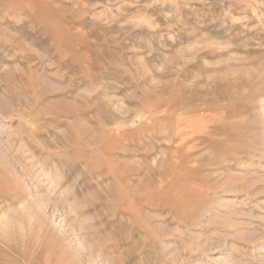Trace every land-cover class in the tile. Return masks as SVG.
Here are the masks:
<instances>
[{
  "label": "rangeland",
  "instance_id": "rangeland-1",
  "mask_svg": "<svg viewBox=\"0 0 264 264\" xmlns=\"http://www.w3.org/2000/svg\"><path fill=\"white\" fill-rule=\"evenodd\" d=\"M0 264H264V0H0Z\"/></svg>",
  "mask_w": 264,
  "mask_h": 264
},
{
  "label": "bare ground",
  "instance_id": "bare-ground-1",
  "mask_svg": "<svg viewBox=\"0 0 264 264\" xmlns=\"http://www.w3.org/2000/svg\"><path fill=\"white\" fill-rule=\"evenodd\" d=\"M12 5V4H11ZM63 108V106H62ZM121 137V136H120ZM176 152L179 153L180 152V148H176ZM242 155V154H241ZM172 157V156H171ZM226 160V159H225Z\"/></svg>",
  "mask_w": 264,
  "mask_h": 264
}]
</instances>
